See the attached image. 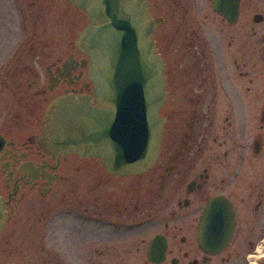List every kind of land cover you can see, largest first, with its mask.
<instances>
[{"label":"flooded vegetation","instance_id":"flooded-vegetation-1","mask_svg":"<svg viewBox=\"0 0 264 264\" xmlns=\"http://www.w3.org/2000/svg\"><path fill=\"white\" fill-rule=\"evenodd\" d=\"M212 2L146 1L164 68L161 151L118 176L41 139L52 101L95 103L75 43L85 15L70 5L81 25L52 46L42 0H0V259L264 264V0H228L232 21Z\"/></svg>","mask_w":264,"mask_h":264},{"label":"water","instance_id":"water-1","mask_svg":"<svg viewBox=\"0 0 264 264\" xmlns=\"http://www.w3.org/2000/svg\"><path fill=\"white\" fill-rule=\"evenodd\" d=\"M66 1L85 13L88 22L75 43L89 58L95 103L72 94L52 101L45 115L43 144H51L53 137L61 152L95 156L118 176L143 173L161 150L159 112L165 99L164 68L154 49L147 0ZM237 3L230 0L229 5L237 9ZM227 5L228 0L212 2L214 12L232 21L236 9L226 10ZM226 232L227 227L217 226L214 235L226 241Z\"/></svg>","mask_w":264,"mask_h":264},{"label":"rangeland","instance_id":"rangeland-1","mask_svg":"<svg viewBox=\"0 0 264 264\" xmlns=\"http://www.w3.org/2000/svg\"><path fill=\"white\" fill-rule=\"evenodd\" d=\"M46 44L67 43L73 32L81 25L66 0H42ZM82 16V15H81ZM83 18V17H82ZM53 46V45H52ZM27 264H30L26 262ZM23 263V264H26ZM0 264H20L15 256L0 259Z\"/></svg>","mask_w":264,"mask_h":264}]
</instances>
